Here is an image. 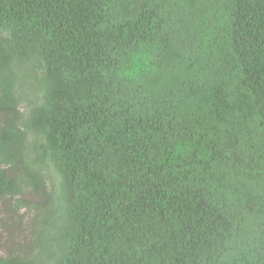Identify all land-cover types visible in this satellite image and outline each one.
<instances>
[{"label": "trees", "instance_id": "1", "mask_svg": "<svg viewBox=\"0 0 264 264\" xmlns=\"http://www.w3.org/2000/svg\"><path fill=\"white\" fill-rule=\"evenodd\" d=\"M0 205V264H264V0H0Z\"/></svg>", "mask_w": 264, "mask_h": 264}, {"label": "rangeland", "instance_id": "2", "mask_svg": "<svg viewBox=\"0 0 264 264\" xmlns=\"http://www.w3.org/2000/svg\"><path fill=\"white\" fill-rule=\"evenodd\" d=\"M0 210H2L1 205H0ZM22 211H20V213ZM0 234H1V232H0ZM11 242H12V239L9 238V230L5 229L3 231V233H2V237H1V240H0V253H5L6 248L10 245Z\"/></svg>", "mask_w": 264, "mask_h": 264}]
</instances>
